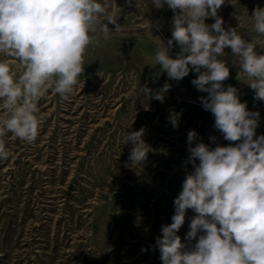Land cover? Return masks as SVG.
Masks as SVG:
<instances>
[{"label":"rangeland","instance_id":"374dc122","mask_svg":"<svg viewBox=\"0 0 264 264\" xmlns=\"http://www.w3.org/2000/svg\"><path fill=\"white\" fill-rule=\"evenodd\" d=\"M98 2L115 12L122 31L90 33L94 43L84 53V71L69 99L51 89L39 99L35 141L11 132L0 138L9 152L0 160V264H162L157 238L172 223L186 175L199 164L189 160V131L197 133L192 147L241 142L225 140L215 128L214 115L200 99L208 93L192 84L198 73L191 66L177 81L154 60L157 38L167 45L179 10L158 9L152 0H132L131 6L126 0ZM257 7L264 8V0H225L217 15L225 30L235 28L264 54V35L253 30L251 20ZM214 22L205 19L209 26ZM150 23L151 32L145 27ZM180 50L174 41L169 54L176 58ZM0 59L12 58L0 54ZM218 59L230 71L224 87H235L247 110L259 113L254 139L264 135V101L255 99L239 58L225 48ZM10 67L17 77L23 71L18 61ZM166 83L163 102L142 92L147 86L155 93ZM172 113H179L177 127ZM141 128L149 151L138 164L129 160L133 144H124V137ZM196 215L186 210L177 233L185 250L202 234L187 240Z\"/></svg>","mask_w":264,"mask_h":264},{"label":"clouds","instance_id":"9594fccd","mask_svg":"<svg viewBox=\"0 0 264 264\" xmlns=\"http://www.w3.org/2000/svg\"><path fill=\"white\" fill-rule=\"evenodd\" d=\"M126 2L131 6L132 0ZM224 3L152 0L158 9L167 5L174 13L179 10L167 45L157 38L160 46L154 60L169 79L177 81L188 76L191 66L198 73L192 84L208 93L200 99L214 115L215 128L225 140L241 141L235 146L209 148L198 142L192 147L197 133L189 131V160L195 165L198 159L199 164L186 175L174 200L172 223L162 226V238H157L162 264H264V135L254 139L259 113L247 110L235 87H224L230 71L218 59L230 48L239 58L255 99L264 101V54H258L255 43L242 38L235 28L225 30L224 20L217 15ZM209 17L215 19L210 26L205 23ZM251 20L253 30L264 35V8H255ZM117 21L115 12L98 0H0V54L12 58L0 59V138L11 132L20 140L35 141L39 99L49 89L69 99L84 71V53L94 43L90 33H119L122 26ZM109 24L115 26L114 31ZM145 27L151 32V23ZM174 41L181 49L176 58L169 54ZM16 61L23 69L18 77L10 67ZM169 89L166 83L155 93L147 86L142 92L163 102ZM178 116L172 113L169 118L173 127L178 126ZM143 134L141 128L124 137V144H133L129 154L133 163L143 162L149 151ZM8 158L0 139V160ZM188 209L197 215L191 220L187 240L202 233L191 250H185L177 235Z\"/></svg>","mask_w":264,"mask_h":264}]
</instances>
